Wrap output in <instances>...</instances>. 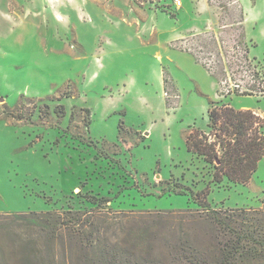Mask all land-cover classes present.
<instances>
[{
  "label": "rangeland",
  "instance_id": "rangeland-1",
  "mask_svg": "<svg viewBox=\"0 0 264 264\" xmlns=\"http://www.w3.org/2000/svg\"><path fill=\"white\" fill-rule=\"evenodd\" d=\"M182 3L178 25L172 0H0V226H8L0 264H23L20 242L37 236L1 219L16 214L94 210L97 247L131 253L129 264H198L196 249L211 254L217 245L216 228L197 217L198 201L264 209V157L248 183H215L213 166L186 150L190 131H210L208 108L264 118V93L234 88L245 80L232 58L241 55L209 37L191 44L215 53L213 73L172 47L175 30L193 23L196 1ZM235 6L225 7L224 22L239 19ZM230 29H217L219 37ZM221 82L230 90L224 97ZM166 90L179 95L173 109ZM141 230L139 241L133 233ZM69 250L56 244L57 264L98 256Z\"/></svg>",
  "mask_w": 264,
  "mask_h": 264
},
{
  "label": "trees",
  "instance_id": "trees-1",
  "mask_svg": "<svg viewBox=\"0 0 264 264\" xmlns=\"http://www.w3.org/2000/svg\"><path fill=\"white\" fill-rule=\"evenodd\" d=\"M207 115L210 131H190L185 138L187 152L213 166V182L220 183L226 178L233 183H248L258 162L264 157V118L250 110H234L229 105L208 108ZM201 194L207 195L206 192ZM198 205L201 210L197 212V217L213 225L217 231L214 238L217 245L211 252L215 255L196 249L198 264H242L264 260V209H212L205 197L198 201ZM98 212L102 216L105 211ZM95 213L94 210L84 213L69 210L61 214H16L1 219L17 221L37 231L35 239L20 242L24 251L23 264H57L56 244H67L70 250L74 246L81 254L87 250L98 254L94 259H87L86 264H129L127 258L133 256L131 253L116 247H97L99 237H93V232L96 235L100 231L96 230V222L93 221ZM0 227L6 232L8 226L4 224ZM133 235L139 241L145 239L142 230ZM40 242V247L48 251L47 257L40 255ZM178 251L177 247H173L171 252ZM204 256H209V260ZM78 261L83 263L82 257Z\"/></svg>",
  "mask_w": 264,
  "mask_h": 264
},
{
  "label": "built area",
  "instance_id": "built-area-1",
  "mask_svg": "<svg viewBox=\"0 0 264 264\" xmlns=\"http://www.w3.org/2000/svg\"><path fill=\"white\" fill-rule=\"evenodd\" d=\"M210 3L216 6L224 7L221 4V0H210ZM172 4L176 8H181L183 3L182 0H172ZM231 4H234V2L231 0H227L225 6ZM223 28L225 29L226 26H224ZM208 37L210 38V40L213 41V43L216 44V47L220 51L222 50V47H225L226 52L228 54L239 53L241 55L240 60H238L237 57L230 54L232 55V58H235L237 60V63H239L242 68H244L243 78L245 80H237V83L234 85V88L240 89V93H246L247 95L254 93L255 89H261L260 91L264 93V73L257 66L259 60L253 56H250L249 45L251 46V44L246 41L245 38L240 34L239 29L237 31L230 29L228 34H226L225 36L223 35V37L220 38L215 37V35L210 34L209 32H196L186 38L174 40L172 47L184 50L191 54L193 52L196 61L201 63L208 71L213 73L217 66V58L215 53L210 52L208 54H205L202 51L195 49L193 44H191L192 41ZM225 85L226 82H221L222 93H220L222 97H224V95L226 96L230 91ZM163 96L168 102L169 108L173 109L176 107L179 99V95L176 92L166 90L164 91Z\"/></svg>",
  "mask_w": 264,
  "mask_h": 264
},
{
  "label": "crops",
  "instance_id": "crops-1",
  "mask_svg": "<svg viewBox=\"0 0 264 264\" xmlns=\"http://www.w3.org/2000/svg\"><path fill=\"white\" fill-rule=\"evenodd\" d=\"M189 1V0H186ZM196 1L193 7L192 19L193 23L186 28L175 30L171 40L183 39L191 34L200 31L211 32L215 37H219L217 29L226 26L225 29H230L234 26L239 27L240 34L245 38L246 32L250 36L248 41L251 46H254L253 54L256 59L264 63V0H231L236 4L235 9L239 13V19H233L229 23L224 22L223 15L225 7H220L210 3V0H194ZM234 4H231L234 5ZM183 6L178 9L177 13L173 14V20L180 22V12ZM232 10V9H231Z\"/></svg>",
  "mask_w": 264,
  "mask_h": 264
}]
</instances>
